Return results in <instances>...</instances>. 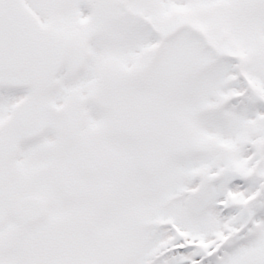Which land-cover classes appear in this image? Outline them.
I'll return each mask as SVG.
<instances>
[{"label":"snow or ice","instance_id":"obj_1","mask_svg":"<svg viewBox=\"0 0 264 264\" xmlns=\"http://www.w3.org/2000/svg\"><path fill=\"white\" fill-rule=\"evenodd\" d=\"M0 264H264V0H0Z\"/></svg>","mask_w":264,"mask_h":264}]
</instances>
